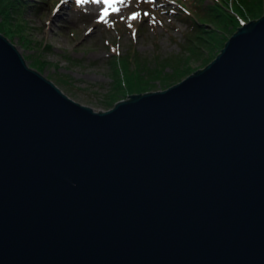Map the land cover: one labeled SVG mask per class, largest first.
I'll use <instances>...</instances> for the list:
<instances>
[{
    "label": "water",
    "instance_id": "water-1",
    "mask_svg": "<svg viewBox=\"0 0 264 264\" xmlns=\"http://www.w3.org/2000/svg\"><path fill=\"white\" fill-rule=\"evenodd\" d=\"M0 264H264V15L111 108L0 29Z\"/></svg>",
    "mask_w": 264,
    "mask_h": 264
},
{
    "label": "rangeland",
    "instance_id": "rangeland-1",
    "mask_svg": "<svg viewBox=\"0 0 264 264\" xmlns=\"http://www.w3.org/2000/svg\"><path fill=\"white\" fill-rule=\"evenodd\" d=\"M22 2L12 22L21 20L24 30L3 32L18 45L27 62L38 69L32 64L38 58L44 63L41 71L74 98L94 108H111L106 101L113 89L115 52L123 56L134 48L136 55L155 68L159 61L185 60L194 46L202 55L193 57V53L190 64L195 69L189 74L204 67L209 47L199 43L197 36H207L205 30L213 24L197 14V6L217 0H115L111 7L91 0L86 4L76 0ZM173 70V64L166 67L168 73ZM152 82L156 86L151 90H159L178 80L164 83L158 78Z\"/></svg>",
    "mask_w": 264,
    "mask_h": 264
},
{
    "label": "trees",
    "instance_id": "trees-1",
    "mask_svg": "<svg viewBox=\"0 0 264 264\" xmlns=\"http://www.w3.org/2000/svg\"><path fill=\"white\" fill-rule=\"evenodd\" d=\"M203 2V0H201ZM23 6L22 0H0V29L8 32H22L25 23L21 20L13 23L12 19L20 13ZM199 14L206 22H211L213 27L206 29L207 36H197L199 43H205L209 47L208 55L203 58V66L208 64L222 49L228 38L238 29L243 21L259 18L264 15V0H217L212 4H200L197 6ZM202 26V25H198ZM196 27V26H195ZM191 41V40H190ZM187 47V46H186ZM191 53L182 61L178 58L159 61V67L150 68L143 61L134 48L126 55L121 56L115 52L112 59L114 69L113 89L108 94V107L114 106L121 97H127L131 93L146 92L156 85L154 79H162L164 83L173 80H181L186 77L194 67L190 60L201 56L199 48L192 46ZM193 53H196L193 57ZM135 62V66H132ZM185 63H187L185 65ZM39 70L44 68V63L35 58L32 62ZM173 64L174 70L167 72L166 67ZM197 69V68H196Z\"/></svg>",
    "mask_w": 264,
    "mask_h": 264
},
{
    "label": "snow or ice",
    "instance_id": "snow-or-ice-1",
    "mask_svg": "<svg viewBox=\"0 0 264 264\" xmlns=\"http://www.w3.org/2000/svg\"><path fill=\"white\" fill-rule=\"evenodd\" d=\"M76 2L78 4H81V3L86 4V3L89 2V0H76ZM91 2L92 3H97V4L105 3V4H108L111 7L113 5V3L115 2V0H91ZM120 2H123V0H120ZM114 10L118 11V9H114ZM104 15H107V11L104 13ZM132 18L136 19L137 17L134 15Z\"/></svg>",
    "mask_w": 264,
    "mask_h": 264
},
{
    "label": "bare ground",
    "instance_id": "bare-ground-1",
    "mask_svg": "<svg viewBox=\"0 0 264 264\" xmlns=\"http://www.w3.org/2000/svg\"><path fill=\"white\" fill-rule=\"evenodd\" d=\"M105 3H102V5H104Z\"/></svg>",
    "mask_w": 264,
    "mask_h": 264
}]
</instances>
